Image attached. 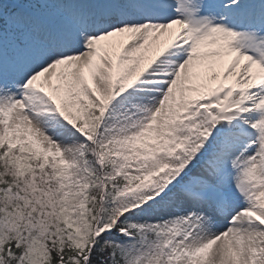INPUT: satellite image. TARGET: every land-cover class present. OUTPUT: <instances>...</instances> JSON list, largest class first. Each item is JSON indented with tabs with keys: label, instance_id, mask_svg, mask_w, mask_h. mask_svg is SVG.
Returning a JSON list of instances; mask_svg holds the SVG:
<instances>
[{
	"label": "snow or ice",
	"instance_id": "snow-or-ice-1",
	"mask_svg": "<svg viewBox=\"0 0 264 264\" xmlns=\"http://www.w3.org/2000/svg\"><path fill=\"white\" fill-rule=\"evenodd\" d=\"M0 264H264V0H0Z\"/></svg>",
	"mask_w": 264,
	"mask_h": 264
}]
</instances>
